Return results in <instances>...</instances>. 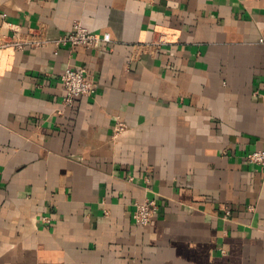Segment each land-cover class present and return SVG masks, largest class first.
Returning <instances> with one entry per match:
<instances>
[{
	"label": "crops",
	"instance_id": "0c3cea01",
	"mask_svg": "<svg viewBox=\"0 0 264 264\" xmlns=\"http://www.w3.org/2000/svg\"><path fill=\"white\" fill-rule=\"evenodd\" d=\"M76 21L111 42L3 53L0 264H264V0H0L7 37Z\"/></svg>",
	"mask_w": 264,
	"mask_h": 264
},
{
	"label": "built area",
	"instance_id": "2783aa9c",
	"mask_svg": "<svg viewBox=\"0 0 264 264\" xmlns=\"http://www.w3.org/2000/svg\"><path fill=\"white\" fill-rule=\"evenodd\" d=\"M6 25V28L2 29V31L4 33L12 31L13 36L7 37L6 35H0V63L5 51L12 53L13 51L23 49L26 46L36 48L52 43L56 47L69 46L70 48H74L75 46L83 45L89 48H101L106 43L111 42V36L109 33L106 32L99 34L90 32L83 27L79 21H76L73 24V28L69 33L51 40L44 38L41 35H29V37L25 39L19 38L16 37V34L19 32L18 26L13 23H7ZM163 37V35L159 36V38L154 41V45L158 47L163 43H166ZM60 80L64 91L63 102L66 105H71L76 97H89L95 92L94 83L87 77L84 68L67 67L61 74ZM123 129V123L116 124L114 134L116 135L120 133ZM245 159L248 163L264 168V149L248 152L245 155ZM157 212L158 205L154 199L135 201L132 218L136 224L148 225L152 218L157 215ZM42 220L49 222L47 216L42 217Z\"/></svg>",
	"mask_w": 264,
	"mask_h": 264
}]
</instances>
